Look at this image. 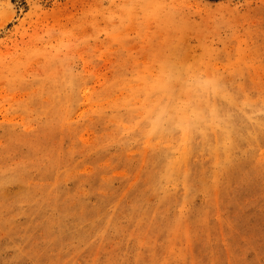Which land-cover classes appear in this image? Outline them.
Returning <instances> with one entry per match:
<instances>
[{"label":"rangeland","instance_id":"obj_1","mask_svg":"<svg viewBox=\"0 0 264 264\" xmlns=\"http://www.w3.org/2000/svg\"><path fill=\"white\" fill-rule=\"evenodd\" d=\"M0 264H264V0H0Z\"/></svg>","mask_w":264,"mask_h":264}]
</instances>
